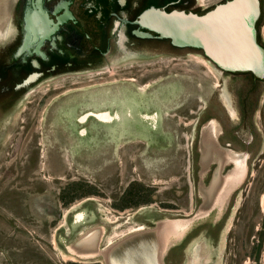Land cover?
Instances as JSON below:
<instances>
[{
	"label": "rangeland",
	"instance_id": "obj_1",
	"mask_svg": "<svg viewBox=\"0 0 264 264\" xmlns=\"http://www.w3.org/2000/svg\"><path fill=\"white\" fill-rule=\"evenodd\" d=\"M7 9L0 0V15ZM241 80L184 51L118 57L25 94L0 121V264H104L67 246L102 228L103 249L165 220L183 233L168 234L178 240L163 252L164 264H264V85L243 175L195 216L203 205L197 186L213 168L196 165L197 109L209 101L227 120L218 98ZM127 254L117 256L135 261Z\"/></svg>",
	"mask_w": 264,
	"mask_h": 264
},
{
	"label": "flooded vegetation",
	"instance_id": "obj_2",
	"mask_svg": "<svg viewBox=\"0 0 264 264\" xmlns=\"http://www.w3.org/2000/svg\"><path fill=\"white\" fill-rule=\"evenodd\" d=\"M231 1L8 0L5 17L1 18L4 15H0V121L15 111L25 94L61 74L100 69L118 57L182 55L187 51L205 59L221 74L231 75L234 79L242 78L230 88V92L222 90L218 98L228 121L220 111H212L213 105L209 101L204 104L202 111L197 109L193 128L196 165L203 169L213 165L205 185L210 184L217 168L216 156L207 167L201 164V134L206 126L212 129L217 145L230 153L221 173L226 175L231 169L233 171L236 161H243L245 171L246 160L250 158L246 150L254 141L248 127L252 123L250 120L264 78H257L249 71L221 70L201 50L175 48L168 40L158 39L154 33L151 38H140L134 34L138 28L136 21L147 9L166 12L174 10L204 16ZM258 7L259 13L254 24L255 37L257 45L264 50L261 28L264 23V0H258ZM139 31L147 32L144 29ZM221 95L228 99L233 116L228 113ZM229 165L231 168L224 171ZM200 184L197 186V194L203 201L198 191Z\"/></svg>",
	"mask_w": 264,
	"mask_h": 264
},
{
	"label": "water",
	"instance_id": "obj_3",
	"mask_svg": "<svg viewBox=\"0 0 264 264\" xmlns=\"http://www.w3.org/2000/svg\"><path fill=\"white\" fill-rule=\"evenodd\" d=\"M258 13V0H232L204 16L150 8L139 16L134 34L140 38H151L154 33L158 39L168 40L175 48L201 50L221 70L249 71L257 78H264V50L256 43L254 27ZM197 212L195 216L199 215ZM176 223L180 224L165 220L153 228L130 233L85 259L101 256L104 264H121L117 253L127 251L137 264H164L165 252L163 255L162 252L170 240L165 234L176 237L180 232V238L183 233ZM164 231L167 232L164 234ZM102 235L103 230L101 240Z\"/></svg>",
	"mask_w": 264,
	"mask_h": 264
},
{
	"label": "bare ground",
	"instance_id": "obj_4",
	"mask_svg": "<svg viewBox=\"0 0 264 264\" xmlns=\"http://www.w3.org/2000/svg\"><path fill=\"white\" fill-rule=\"evenodd\" d=\"M224 101L227 104V105L225 104V106L227 108L228 113L231 116H233L234 114H233V111L231 110V108L229 106L228 99L227 100L224 99ZM95 117L99 121H102V122H105V123H110L111 122V117L108 116L107 114L97 113V115H95ZM143 118L150 119L151 117H149L148 115L145 114V116ZM152 120H153V118H152ZM201 135H202L201 148H202V151H203L202 152V156H201V164L204 167H207L210 164V162L214 159V156H216L217 168L215 167L216 171L213 174V178H212V181H211L210 185L200 184V189L198 191H199V193H200V195L202 197V200H204V202H203V205L199 208L197 214H205L206 211H208L210 208H212L214 206V204L225 194V192H226L225 190H227L228 188H231L238 181V179L241 177V175L243 174V171H244V163H243V161L242 162H237L236 161L234 170L232 171V169H231L230 172H228L226 175H223L221 173V170H222L223 166L225 165V163L227 162V160L230 158V153L227 150L222 149V148H220L217 145L215 139L213 138L214 137L213 136V131H212V129L209 126H206L203 134H201ZM77 217L79 218V215ZM136 230H144V228L138 227ZM101 234H102V230L101 229L91 230L87 234H82L76 240V242L74 244H72V245L70 244V246H67L68 252L72 256H75L78 259L92 257V256L100 253L101 250L98 247V244H99V241H100ZM179 235H180V232H178L176 237L178 238ZM166 236H168V234ZM177 238H175V239L174 238L173 239L170 238V240L167 242V244L169 243L168 246L171 245ZM108 243H109V245H111L112 241L110 240ZM168 246L166 247V249H168ZM166 249H164V251ZM163 252H162V254H163ZM124 253H128L127 255L131 257V254L129 252L125 251ZM118 260H119V262L121 264L122 263H124V264H137L135 261H132V260H129V259H128L129 261H127V259L121 260L120 258H118Z\"/></svg>",
	"mask_w": 264,
	"mask_h": 264
}]
</instances>
